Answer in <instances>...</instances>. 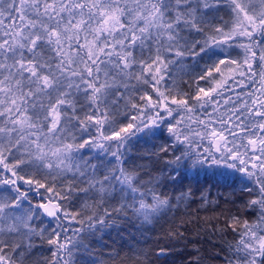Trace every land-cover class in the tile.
<instances>
[{
	"label": "snow or ice",
	"instance_id": "snow-or-ice-1",
	"mask_svg": "<svg viewBox=\"0 0 264 264\" xmlns=\"http://www.w3.org/2000/svg\"><path fill=\"white\" fill-rule=\"evenodd\" d=\"M165 132L169 181L221 168L253 194L225 264H264V0H0V264L36 239L47 264H96L90 237L157 222L161 177L125 162Z\"/></svg>",
	"mask_w": 264,
	"mask_h": 264
},
{
	"label": "trees",
	"instance_id": "trees-1",
	"mask_svg": "<svg viewBox=\"0 0 264 264\" xmlns=\"http://www.w3.org/2000/svg\"><path fill=\"white\" fill-rule=\"evenodd\" d=\"M224 15V12L218 13V16ZM239 51L229 50L233 58ZM180 86L185 91L195 90V84L190 88L181 82ZM202 86L210 85L202 82ZM166 136L165 132L159 140L135 143L127 154L125 167L138 169L144 179L160 176V191L171 199L173 207L154 224L123 222L118 228L106 230L101 237H90L87 242L96 264H132L130 257L137 251L146 252L150 264H189L193 258H198L200 264H225L226 243L234 237L227 227L229 221L233 216L240 217L241 221L252 219L244 205L253 194L242 192L241 185L234 183L230 174H223L224 169L206 168L188 173L175 183L169 181L163 154H153L163 145ZM189 192L187 199H177ZM75 207H79V202ZM64 223L70 228L79 227L74 222ZM172 232L176 235L171 236ZM49 247L46 241L36 239L25 264H47L52 259ZM161 248L165 249V255L158 258Z\"/></svg>",
	"mask_w": 264,
	"mask_h": 264
}]
</instances>
